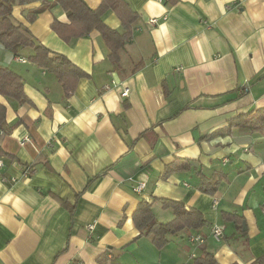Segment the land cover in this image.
<instances>
[{
    "label": "crops",
    "instance_id": "0c3cea01",
    "mask_svg": "<svg viewBox=\"0 0 264 264\" xmlns=\"http://www.w3.org/2000/svg\"><path fill=\"white\" fill-rule=\"evenodd\" d=\"M126 1L138 18L112 63L98 31L65 41L51 28L68 24L59 5L13 0V21L87 76L65 93L27 59L30 49L14 55L0 45V66L21 76L29 99L0 96V144L14 156L0 158V264H191V253L204 251L220 264H264L256 262L264 256V132L236 118L264 110V0ZM103 19L121 32L111 10ZM112 80L127 97L120 85L104 88ZM174 161L190 168L163 177ZM193 165L222 176L213 195L198 189ZM154 197L197 209L206 226L155 247L132 220L140 198L159 221L172 219ZM223 211L241 223L224 221ZM214 224L220 241L210 237ZM191 234L205 243H189Z\"/></svg>",
    "mask_w": 264,
    "mask_h": 264
},
{
    "label": "trees",
    "instance_id": "16d2710c",
    "mask_svg": "<svg viewBox=\"0 0 264 264\" xmlns=\"http://www.w3.org/2000/svg\"><path fill=\"white\" fill-rule=\"evenodd\" d=\"M13 0H0V45L17 55L19 51L30 49L27 57L45 70L53 73L64 89L65 93L72 91L76 81L87 76L82 70L76 67L64 55L49 51L45 46L35 40L31 32L25 26L15 23L11 16ZM50 5H59L65 12L68 24H61L53 21L51 28L65 41L88 35L96 30L108 49V58L112 63L119 60V52L124 44L130 40L138 14L131 8L126 0H100L98 8H89L82 0H42L41 8ZM39 10V9H38ZM111 10L120 21L121 32H118L105 24L103 16L106 11ZM0 96L15 99L19 103H29V99L23 92V81L19 74L8 67L0 66ZM6 106L0 103V126L5 121ZM240 127L246 130H259L264 132V110H257L248 119H242ZM235 118V119H236ZM233 121V120H232ZM231 121V122H232ZM234 122H232V125ZM236 125V124H234ZM217 133L207 136H215ZM7 157L14 159L12 154L5 152L0 144V158ZM194 169L199 177L198 189L209 195H213L222 176H207L200 169ZM188 163L182 164L174 161L165 168L163 177L179 170L189 169ZM159 202L161 207L172 212V219L167 222L159 221L152 210V202L140 198L132 220L139 231L140 236L148 237L157 248L164 247L168 242V235H176L182 231L193 230L197 232L206 226L202 214L195 208L185 205L180 201L165 198H153V202ZM224 221L240 224L242 217L236 212H221ZM256 262L263 263L264 256L257 258ZM191 264H220L210 252H202L194 257Z\"/></svg>",
    "mask_w": 264,
    "mask_h": 264
},
{
    "label": "built area",
    "instance_id": "2783aa9c",
    "mask_svg": "<svg viewBox=\"0 0 264 264\" xmlns=\"http://www.w3.org/2000/svg\"><path fill=\"white\" fill-rule=\"evenodd\" d=\"M148 22H149L150 25L153 26V25H156L157 20L155 18H151V19L148 20ZM21 61H23V60L21 59ZM117 85L121 86L120 96L122 98L127 97L128 93H129V88L123 83L115 82L114 80H112L110 82V84L106 85L104 88L108 89L111 86L114 87V86H117ZM28 140H29V137L25 136L22 139V142L28 141ZM0 165H1V160H0ZM142 189H143V184H141V183L137 184L136 186H134V191L136 193H138V194L141 193ZM212 207H215V200H213ZM261 211L264 214V205L261 207ZM89 228H91V226H89ZM210 237L212 239H214L215 241H220L223 238L222 229L218 225H215V224L212 225L211 229H210ZM187 240H188L189 243H191V244H193L195 246H200L203 243H205L206 237H204L203 235H200V234H191V235L188 236ZM194 257H195V254H194V252H192L191 253V258H194Z\"/></svg>",
    "mask_w": 264,
    "mask_h": 264
},
{
    "label": "water",
    "instance_id": "95a60500",
    "mask_svg": "<svg viewBox=\"0 0 264 264\" xmlns=\"http://www.w3.org/2000/svg\"><path fill=\"white\" fill-rule=\"evenodd\" d=\"M196 133H197V132H196V131H194V132H193V135H194V136H197V134H196Z\"/></svg>",
    "mask_w": 264,
    "mask_h": 264
}]
</instances>
